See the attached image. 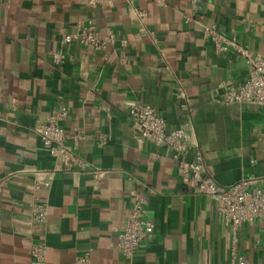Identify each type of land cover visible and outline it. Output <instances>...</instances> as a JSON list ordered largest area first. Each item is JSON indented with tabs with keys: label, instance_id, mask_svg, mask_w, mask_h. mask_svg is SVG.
Returning a JSON list of instances; mask_svg holds the SVG:
<instances>
[{
	"label": "crops",
	"instance_id": "1",
	"mask_svg": "<svg viewBox=\"0 0 264 264\" xmlns=\"http://www.w3.org/2000/svg\"><path fill=\"white\" fill-rule=\"evenodd\" d=\"M154 42L130 21L125 0L91 7L85 0H0V264H35L31 247L47 245L45 264H75L92 249L93 264H230V226L208 196L182 182L171 152L138 133L133 102H151L169 127L188 123L202 151L206 174L220 185L264 175V114L254 103L219 101L222 83H242L247 64L230 47L218 52L203 26L264 53V0H140ZM192 17L187 21L186 17ZM92 17L126 38L127 46L105 57L87 45L60 42L78 19ZM69 58L59 66L51 51ZM60 103L70 109L69 132L86 131L77 152L102 170L55 171L54 156L35 131ZM105 133L106 140L99 137ZM49 189H35L52 173ZM137 179L146 185L154 237L129 262L115 247L127 220ZM35 197L49 200L45 234L31 221ZM240 249L250 264H264V227H241Z\"/></svg>",
	"mask_w": 264,
	"mask_h": 264
},
{
	"label": "built area",
	"instance_id": "2",
	"mask_svg": "<svg viewBox=\"0 0 264 264\" xmlns=\"http://www.w3.org/2000/svg\"><path fill=\"white\" fill-rule=\"evenodd\" d=\"M129 6L130 21L136 26L139 34L158 41L155 31L148 27V14L138 2L140 0H125ZM159 5H166V0H155ZM201 0H191L197 7ZM91 7L114 5V0H85ZM192 17H186L191 20ZM70 33H63L60 42L63 45L78 43L92 48L93 53L102 52L105 57L109 53H117L119 47L128 44L126 38H119L116 31L106 28L105 35L92 17L80 18ZM203 34L209 39L216 51L224 52L230 47L237 52V57L244 59L247 64L248 75L242 83L237 85L230 82L222 83L216 91L219 101L226 105L236 103H254L264 114V53L254 52L250 47L239 44L235 38L229 37L218 27V24L208 23L203 26ZM69 56L60 50L51 51V61L54 66L64 63ZM70 109L60 103L50 115L38 120L35 131L40 137L43 148L55 157L57 166L55 171L78 172L92 174L95 179L102 176L103 171L87 162L77 152L78 143L86 136L83 128L69 132L63 123L70 116ZM129 114L138 133L142 134L155 147H163L171 152L175 160L182 182L188 186L194 195L208 196L216 203L217 213L230 226L232 233L230 264H250L247 256L240 249L241 227L248 221H256L264 227V175L247 176L230 185L216 183L212 176L206 174L204 156L188 123L169 127L167 119L160 114L151 102H133L129 107ZM99 137L106 140V134ZM38 179L35 189H49L53 176ZM136 181V186L129 194L127 220L122 231L117 233L115 247L127 261L131 262L138 249L149 242L155 234V224L149 218L148 197L145 183ZM7 178L0 180V191L7 184ZM31 221L42 235L47 231L49 221V200L47 197H35L32 203ZM31 255L35 264H45L47 245L42 240L32 244ZM92 249H87L76 256L75 264H93Z\"/></svg>",
	"mask_w": 264,
	"mask_h": 264
}]
</instances>
